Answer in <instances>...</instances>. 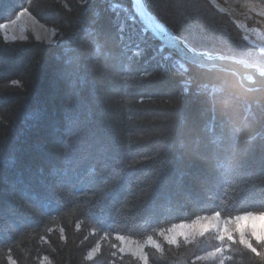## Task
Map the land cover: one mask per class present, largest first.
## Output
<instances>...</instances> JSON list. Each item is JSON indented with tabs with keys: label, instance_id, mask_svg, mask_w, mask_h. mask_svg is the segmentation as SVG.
Instances as JSON below:
<instances>
[{
	"label": "trees",
	"instance_id": "1",
	"mask_svg": "<svg viewBox=\"0 0 264 264\" xmlns=\"http://www.w3.org/2000/svg\"><path fill=\"white\" fill-rule=\"evenodd\" d=\"M145 1L194 49L264 68V51L210 0ZM23 9L57 33L0 29V264H144L118 235L264 211L263 89L182 61L131 0H0V26ZM218 247L225 264H264L262 247L214 231L146 250L150 264H215L199 256Z\"/></svg>",
	"mask_w": 264,
	"mask_h": 264
},
{
	"label": "rangeland",
	"instance_id": "2",
	"mask_svg": "<svg viewBox=\"0 0 264 264\" xmlns=\"http://www.w3.org/2000/svg\"><path fill=\"white\" fill-rule=\"evenodd\" d=\"M210 1L220 11L230 14L244 30L246 39L251 44L256 45L260 50L264 51V30L262 26L255 24L261 23L264 25V6H259L249 2H239L236 0ZM0 29L6 40H13V37L20 39L21 36L32 35L36 39L45 42H53L57 33L55 28L38 21L28 10L23 12L20 11L15 19L1 24ZM182 67L184 66L182 65ZM214 214L203 215L198 218L210 217ZM234 217L223 218L220 216L219 220L213 221L215 226H209L206 231H203L200 227V223H203L204 221L201 219L200 223H195L198 219L196 218L191 222L177 223L167 229L161 230L156 236H149L145 239H134L128 236L118 235L117 238L120 241L119 249L124 248L125 250L123 252L120 250V252L131 253L139 258V256L135 254L137 249L142 250V254L144 255H147L146 249L150 247L161 251L164 243H173L171 239L172 237H175L176 239V242L173 244H177L179 240L192 241L208 231H214L219 237L225 221H229V230L232 231L235 238L239 240V234L235 231V224L231 222ZM181 225H185V227H179ZM182 233H186V235H182ZM245 235L247 238H251L250 231L248 229L245 230ZM121 237H124V239H121ZM254 246H259L264 249V245H256L255 242ZM98 249L99 245L92 248L88 252V257H93ZM212 252H215V250H210L200 255L199 258L202 260L218 259L215 264H221V261L225 264L222 258L223 251L222 253H217L216 255H209V253ZM148 264H150L149 261Z\"/></svg>",
	"mask_w": 264,
	"mask_h": 264
},
{
	"label": "water",
	"instance_id": "3",
	"mask_svg": "<svg viewBox=\"0 0 264 264\" xmlns=\"http://www.w3.org/2000/svg\"><path fill=\"white\" fill-rule=\"evenodd\" d=\"M131 3L140 23L183 61L199 68L232 72L244 88L264 90V68L234 56L198 51L152 13L145 0H131Z\"/></svg>",
	"mask_w": 264,
	"mask_h": 264
},
{
	"label": "snow or ice",
	"instance_id": "4",
	"mask_svg": "<svg viewBox=\"0 0 264 264\" xmlns=\"http://www.w3.org/2000/svg\"><path fill=\"white\" fill-rule=\"evenodd\" d=\"M23 11H27V9H23ZM28 36H21L20 40H27ZM13 40L16 38L13 37ZM12 85L19 86L21 81L19 80H13L11 81ZM220 213H215L213 216L210 217H203L198 218L195 223H200L201 219L204 221L203 223H200V227L203 231H206L209 226H215L213 224V221L219 220ZM232 223L235 224V231L239 234V240L236 241V238L232 231L228 228L229 221L224 222V226L220 232L219 239L224 240L225 237L230 240L239 243L240 245H243L250 253L261 256L262 253L258 249V247L254 246V242L256 245H264V211L253 213V212H246L243 215L236 216L232 218ZM181 228L185 227V225L179 226ZM248 229L250 231V237L247 238L245 235V230ZM182 235H186V233H182ZM121 239H124V237H121ZM172 242L175 243L176 239L175 237H172ZM122 252L125 250L124 248L120 249ZM223 249L218 247L216 248L215 252L209 253V255H216L217 253H222ZM141 260H143L144 264H148V257L147 255L142 254V250L137 249L136 253ZM115 255V253H114ZM11 261V264H16L15 260L12 259L11 256L8 258ZM221 264H223V261H221Z\"/></svg>",
	"mask_w": 264,
	"mask_h": 264
},
{
	"label": "bare ground",
	"instance_id": "5",
	"mask_svg": "<svg viewBox=\"0 0 264 264\" xmlns=\"http://www.w3.org/2000/svg\"><path fill=\"white\" fill-rule=\"evenodd\" d=\"M147 29V28H146ZM148 30V29H147ZM179 37V36H178ZM156 38V37H155ZM164 46V45H163ZM166 47V46H165ZM167 48V47H166ZM170 50V49H169ZM171 51V50H170ZM172 52V51H171ZM173 53V52H172ZM174 54V53H173ZM176 55V54H175ZM178 56V55H177ZM179 57V56H178ZM180 58V57H179ZM181 59V58H180ZM182 60V59H181ZM183 61V60H182ZM185 62V61H184ZM187 63V62H186Z\"/></svg>",
	"mask_w": 264,
	"mask_h": 264
}]
</instances>
